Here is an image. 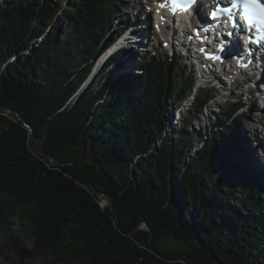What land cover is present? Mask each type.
Masks as SVG:
<instances>
[{"label": "trees", "instance_id": "16d2710c", "mask_svg": "<svg viewBox=\"0 0 264 264\" xmlns=\"http://www.w3.org/2000/svg\"><path fill=\"white\" fill-rule=\"evenodd\" d=\"M61 1L0 0V107L15 112H0V257L264 264V176L250 165L247 173L241 143L231 144L241 99L221 107L227 126L199 146L188 129L214 92H198L193 73L181 83L174 59L155 55L140 57L142 74L109 78L127 51L94 76L123 32L115 28L123 0ZM189 96L180 128L167 132L175 103ZM95 191L111 197L120 226ZM16 221L25 237L14 233ZM168 237L190 250H166Z\"/></svg>", "mask_w": 264, "mask_h": 264}, {"label": "rangeland", "instance_id": "374dc122", "mask_svg": "<svg viewBox=\"0 0 264 264\" xmlns=\"http://www.w3.org/2000/svg\"><path fill=\"white\" fill-rule=\"evenodd\" d=\"M6 1H11V0H6ZM70 1L72 2V0H63L61 1V5H63V7H66V5L70 7V3H69ZM140 1L141 0H123V4L120 5V13L117 17L118 20L115 21V28L120 29L121 27L126 26V25H128L129 27V25L132 24L130 25V29H127V33L124 35L126 37L128 34L129 35L128 39H124L125 37H122V40H120L119 44L122 45V44L130 43L131 40H134L136 42L138 41L140 44L143 43L145 46H143L142 48L143 50H141L138 46H135L134 43L130 44L131 45L130 47H132V50H134L135 52L130 51L131 53L127 52L124 55V57L119 61L120 64L122 65V68H120V70L118 71H114L111 75H109V78L111 79L117 78L118 75H122V74L124 75L142 74L143 68L139 64L140 62L139 57H141V55H144L145 53L149 54V57L153 56V54H156L157 56H160L164 58L165 60H168L169 62H171L170 60L172 58L171 51H168V50L166 51L164 49L163 47L164 42L160 39L158 35H154L155 32L152 30V26L150 27V25L152 24L151 21L153 19L151 18V21L149 23H145L144 18H146V16L144 15L143 12L146 13V11L144 10V5L140 4ZM139 11H141V15H139ZM58 13H59V19H60L62 16V11ZM149 17H152V16H149ZM134 21L137 22V24H139V22L141 24L135 25V23L133 24ZM118 47L119 46L117 45V48ZM152 47H154V49ZM174 47L178 48L176 43H174ZM147 48L148 49L150 48L149 52H145ZM97 71L98 70L96 67L94 76H96ZM171 71H174V75L177 76L178 79H180L181 83H182V79H181L182 75L193 73L196 79L197 75L199 74L196 71V67H194V63H191L189 60L184 59L182 57L180 50H179V53L177 54V57L174 58L173 67ZM218 78H222V76L221 77L218 76ZM246 79H247L246 77L241 78L239 84L235 88L233 86L231 87L228 85H224L222 83L224 82L222 79L218 80L217 78H215L217 82L208 86V89L204 90L205 88L204 89L201 88L200 91L204 90V92L208 91L209 89L212 90L214 92L215 98L212 101L210 100L209 102H206L205 105H203V110H204L203 114H193L192 113L193 115H196V116H195V119L192 121V127H190L188 131H189L190 137L193 138L196 144L200 146L202 144V141L206 139V135L211 136L213 135L215 130H219V129L222 130V126H227L225 125L224 120H222L221 118V115L224 113L221 107H223L222 105H224L225 108H228V106H230L229 104H231L234 99L240 97V92L242 93L247 92L248 86L245 83ZM204 82L205 80L198 82L199 88L206 85V83ZM221 86H225L226 89H221ZM229 97H231L232 99L228 100ZM250 97L252 101H249L248 104L245 103L246 105L241 109V111L239 110L237 112V114L242 115L243 119L241 118L239 122H237V130L234 133L235 134L234 138L231 139V144L234 146L235 150L237 146L236 143L240 142L239 140L240 132H241V136L246 140L248 151L251 152L250 149L254 148L256 144H259V143L261 144L262 142L264 144V131H263L264 130V119H263L264 118V108L260 106V102L258 101L257 94H253ZM247 99H248L247 95H243L241 97V100L243 101ZM192 100H193V96L188 97L184 103H181L179 105V107H178V102L175 103L176 108L178 109L176 113H174L173 123L168 124L167 132H171L176 127L180 128L181 120H179L180 124L177 125L176 123V121L178 120L177 116L179 112H181L180 113L181 117L184 116V113L187 114L188 108L191 107L193 103ZM255 105H257V107ZM219 106L220 108H218ZM253 106L255 108H252ZM249 128H252V129L250 130ZM36 144L39 146L40 142H37ZM261 147L264 148V145H262ZM260 151L262 152V150ZM260 151L259 153H261ZM237 155L240 156L242 160H244L243 159L244 153L241 155H239L238 153ZM261 159H262L261 162L260 161L258 162V167H260V169L255 168L254 170L255 173L257 174L260 173L258 174L260 177L264 176V163H263L264 160L262 157ZM249 163L250 162L245 161V165H244L245 167L244 169L246 170L247 173L251 172L247 168L248 165H250L249 167L254 168V165L252 163L251 164ZM234 196L235 198L238 199L237 195H234ZM141 227L146 228L144 224H142ZM13 231L15 234L20 233L23 237L27 235L26 229L25 230L22 229V225L20 224L19 221H16V226L14 227ZM5 236L6 234H2L0 236L1 244L4 242ZM160 245L165 247L166 250H169V249L171 250L178 249V250H185V251L190 250L189 246L186 243H184L181 240H177L173 237H168V238L163 239L162 241H160ZM7 256H10V255H7ZM0 264H17V263H15L14 260L7 261L5 257H0ZM31 264H49V263L46 262L42 257H40L36 259L35 261H32Z\"/></svg>", "mask_w": 264, "mask_h": 264}, {"label": "bare ground", "instance_id": "6f19581e", "mask_svg": "<svg viewBox=\"0 0 264 264\" xmlns=\"http://www.w3.org/2000/svg\"><path fill=\"white\" fill-rule=\"evenodd\" d=\"M139 15H141V14H139ZM156 19H158V16H156ZM118 24V23H117ZM158 24L160 25V26H162V27H164V28H166L165 26H163V23L159 20V22H158ZM202 28H204L203 26H201ZM167 33H168V35L169 36H173V38H174V43H176V45L178 46V49L183 53V54H187L188 55V57H192V54H193V50H192V48H190V47H188V46H186L185 45V43H184V41L182 40V39H180L181 37H180V34H172V29L170 28V27H168L167 29H164ZM145 34V33H144ZM127 36L129 37V35L127 34ZM143 40V39H142ZM138 42V41H137ZM164 42V41H163ZM214 44V43H213ZM170 45H171V42H170ZM136 46H138L141 50H143L142 48H143V46H145L143 43L142 44H136ZM214 47H218L216 44H214ZM131 49H132V47H131ZM133 49H135V48H133ZM209 49H212V46H209ZM131 52H135L134 50H132ZM130 52V53H131ZM238 53V52H237ZM238 55H239V53H238ZM200 57H202L204 60H205V64H206V66L208 67V69H209V64H210V60H208L207 59V57H206V55L205 54H201L200 55ZM126 64V63H125ZM216 66H217V64H216ZM231 79V77H228V81ZM262 82L264 83V78H263V80H262ZM226 85V84H225ZM228 86H229V84H228ZM234 87V84L233 83H231V87ZM228 89V88H227ZM199 92V91H198ZM254 94H256V93H254ZM260 97H262V96H260ZM257 100V99H256ZM257 106V105H256ZM171 115V114H170ZM258 118V117H257ZM259 119V118H258ZM180 124V123H179ZM195 129V128H194ZM250 130L252 129V128H249ZM248 129V130H249ZM262 129V128H261ZM264 131V130H263ZM257 138V137H256ZM239 140H240V143H241V145H242V148H243V150H244V152H245V154H246V157H245V160L247 161V162H251L256 168H258V169H260V167H258V162L260 161L261 162V157L264 159V148H262L261 146L262 145H264L263 144V142L260 144H256V146L254 147V148H251L250 150H251V152L250 151H248L247 150V144H246V140L241 136V132H240V135H239ZM255 140H257V139H255ZM256 150V151H255ZM260 150H262V152L260 151ZM259 151L261 152V153H259ZM252 153V154H251ZM258 153H259V155H258ZM237 154V153H236ZM254 154V155H253ZM251 155H252V157H251ZM257 162V163H256Z\"/></svg>", "mask_w": 264, "mask_h": 264}, {"label": "water", "instance_id": "95a60500", "mask_svg": "<svg viewBox=\"0 0 264 264\" xmlns=\"http://www.w3.org/2000/svg\"><path fill=\"white\" fill-rule=\"evenodd\" d=\"M0 112H7L8 114H14V113H15V112H14L13 110H11V109H10V110H5V109L2 108V107H0ZM17 116H18L19 119L23 120V118H22L19 114H17ZM28 127H30V126L28 125ZM30 129H31V128H30ZM30 145H31V147H32V148H31L32 151H33L37 156H39V157H41V158H45L46 160H48L49 162H51L52 165L55 166V167H61V166H63L62 163H59L58 161H56L55 159H53V158H52L50 155H48L47 153H45V152H43V151H40V150H37L36 148H34L33 145H32V143H30ZM88 187H89L90 190H93L92 187H90V186H88ZM95 194H96L98 197H100V198L102 199V206H108V207L111 208V210H112L113 213H114L115 218L117 219L118 226H120V223H119V220H118V215H117V213H116V211H115V208H114V206H113V204H112L111 197H110L108 194H106L105 192H100V191H95ZM142 224H144V225L146 226V228H142V227H141ZM139 228L148 230V231L150 232L151 240H152V238H153V231H152V229L149 227V225H148L146 222H142V223L140 224ZM151 246H153V245H152V242H151Z\"/></svg>", "mask_w": 264, "mask_h": 264}, {"label": "snow or ice", "instance_id": "6c2138e0", "mask_svg": "<svg viewBox=\"0 0 264 264\" xmlns=\"http://www.w3.org/2000/svg\"><path fill=\"white\" fill-rule=\"evenodd\" d=\"M247 3L251 4V5H255L257 6L258 8H260L261 10H264V4H261L260 3V0H247ZM198 4H201V7H202V0H184V3H183V8L185 11H187L189 8H195ZM172 5H173V13H175L176 9L178 6V3H177V0H172ZM162 8L165 6L163 4L160 5ZM199 11V9H197ZM201 15H204V13L201 11L200 12ZM217 18V12L216 11H213L212 14H211V19L215 20ZM205 31H208L207 28L204 29ZM233 33L229 32L227 33L226 37H225V41L224 42H221L219 44V50L221 53H223L225 51V48L227 46V44L229 43L227 41V37L228 36H232ZM251 42V40H250ZM216 59H220V57H216ZM239 63V61H238Z\"/></svg>", "mask_w": 264, "mask_h": 264}]
</instances>
